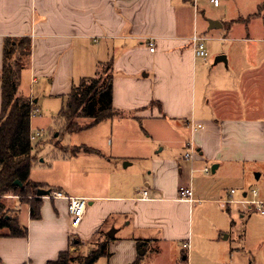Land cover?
<instances>
[{"label": "crops", "instance_id": "0c3cea01", "mask_svg": "<svg viewBox=\"0 0 264 264\" xmlns=\"http://www.w3.org/2000/svg\"><path fill=\"white\" fill-rule=\"evenodd\" d=\"M197 1L201 0H0V112L5 39L22 36L31 37L32 53L19 93L32 100L38 114L44 102L60 100L63 106L74 85L96 75L109 61L117 111L107 119V145L102 151L93 147L100 159L92 163L100 166H90L87 172L71 160L66 169L74 183L64 178L53 186L30 173L43 188L89 199L80 225L71 226L67 199L41 196L40 217L32 218L29 204L15 195L5 196V203L20 209L28 235L0 236L2 264H47L76 247L73 239L88 253L106 238L108 264H130L139 255L140 264H166L174 244L188 251L205 248L204 239H195L196 208L223 214L211 216L210 229H196L199 238L207 230L210 241L220 243L218 237L226 233L224 216L236 221L232 205H245L221 201L232 189L233 199L249 196L252 172L264 166V46H244L241 63H231L230 53L223 52L227 67L217 62L209 83L198 62L208 67L211 61L207 54H195L190 38L202 24L229 42H264V36H252L247 31L251 21H240L242 15L215 17L222 24L217 28H210L209 21L199 24L194 15L192 28L187 7ZM220 5L221 1L215 6ZM193 122L201 127L194 130ZM189 150L195 151L193 161L185 158ZM136 162L134 179H113ZM205 167L211 172H204ZM112 170L115 175L106 178ZM182 187L192 188L193 200L181 196ZM245 206L241 217L253 210ZM153 245L158 249L148 252ZM118 251H124L121 258ZM239 252L235 249L230 257ZM184 260L188 263V256Z\"/></svg>", "mask_w": 264, "mask_h": 264}, {"label": "rangeland", "instance_id": "374dc122", "mask_svg": "<svg viewBox=\"0 0 264 264\" xmlns=\"http://www.w3.org/2000/svg\"><path fill=\"white\" fill-rule=\"evenodd\" d=\"M221 1L220 6H215L213 0H201L197 1L195 4L193 2H188L187 11L189 12L190 25L193 28L195 16L199 17V24L201 21H209L218 16V18H234L237 16H244L245 18L249 15L255 13L258 8V3L260 4L263 0H219ZM251 23L247 31L250 32L252 36H264V19L260 16H253L250 18ZM198 22V21H196ZM243 25V24H241ZM241 27V26H239ZM243 30L245 29L242 26ZM241 29L237 30L238 32ZM199 33L206 37L205 49L207 51V58L211 61V65L208 67H203L200 61L198 62L200 72H204V79L207 82L212 83L216 76V69L214 65L217 64L216 58L223 52L228 51L231 57V63H241L244 61V56L241 55L240 50L246 46H264V42L254 41V42H229L227 39H221L219 31L209 32L206 30L205 25H199ZM264 38V37H261ZM221 62L220 65L226 66V63ZM106 69L105 65L100 66V74L106 75L104 72ZM94 76V74H93ZM24 91L28 93L29 88L25 85ZM28 88V89H27ZM62 108V103L59 100L52 101V103L47 102L42 108L41 112L32 116L31 131L36 133L41 131L42 135L38 136L32 141L34 149L32 152V177L36 180H45L50 186H53V182L57 179H62L67 182H73V174H69L68 170L70 161L76 163L79 170H84L88 172V167L99 166V162L92 163L93 159H100V155L93 147L98 150H103L107 144V137L111 128V123L108 120H104L97 125L88 127L92 122L89 118H82L78 121L84 128L78 132L69 133L64 130V121L59 117V111ZM92 146V147H90ZM138 162L128 167H124L120 175H117L113 179L129 182L134 179V171L138 166ZM67 168V169H66ZM262 169H254L252 172V188H257L260 190L261 196L264 198V166ZM78 170V172H79ZM83 172V171H81ZM106 178L115 175V170L109 171ZM258 173H262L261 177H257ZM110 174V175H109ZM136 176V175H135ZM49 188V187H48ZM251 197V196H250ZM6 199V198H4ZM8 206H12V203L7 201ZM11 203V204H10ZM248 206V205H247ZM246 208L245 205H232L231 212L234 214L236 219V225H230L232 218L224 216L225 219V230L220 238V243L210 241L211 233L207 231L211 228L212 217L215 219L223 214L219 213L215 209L207 208L206 210L199 211L198 208L194 212V232L195 239H204L205 245L203 251L199 247L194 248H182L179 245L174 244L169 248L168 253L170 254V259L166 264H264V214L260 211L251 210L249 214H245L241 217L242 211ZM264 208V205H263ZM21 216V215H20ZM22 218V217H21ZM203 225L207 230H205L204 238H199L196 233V229ZM202 228V229H203ZM226 235H231L226 237ZM221 245H225L228 248L224 250ZM124 247V246H122ZM158 249L157 246H149L148 252H152L151 249ZM201 248V247H200ZM239 249L240 252L235 255V257H230L232 251ZM183 249V250H182ZM122 248H119V251ZM73 257H80L86 254V250L76 246L69 249ZM120 258L123 256L124 251L119 252ZM184 251V252H183ZM186 253V254H185ZM189 253V254H188ZM230 253V254H229ZM179 259L176 260V256ZM181 256L184 258L182 259ZM188 256V263L185 262ZM95 264H108V259L106 257L99 259Z\"/></svg>", "mask_w": 264, "mask_h": 264}, {"label": "trees", "instance_id": "16d2710c", "mask_svg": "<svg viewBox=\"0 0 264 264\" xmlns=\"http://www.w3.org/2000/svg\"><path fill=\"white\" fill-rule=\"evenodd\" d=\"M264 15V0L257 11L240 21H249L253 16ZM32 53V40L29 36L7 37L4 43L2 67V107L0 112V236L26 237L28 226L21 221L20 209L8 207L4 197L15 195L24 204H29L32 218L40 217L41 197L36 195L44 184L30 179L32 152L34 149L31 135L32 100L19 93L21 74L28 65ZM103 76L98 70L96 75L83 77L72 87L66 101L59 111L64 121V130L69 133L84 128L79 119L92 120L88 127L111 119L116 110L113 107L112 61L105 64ZM20 181L22 185H18ZM229 211V210H228ZM232 219L231 224L234 225ZM71 245H80L73 239ZM139 249H144L139 243ZM109 240L99 241L88 253L73 257L69 250L60 252L55 260L47 264H94L101 257H109ZM138 256L130 264H140ZM0 264H2L0 259Z\"/></svg>", "mask_w": 264, "mask_h": 264}, {"label": "built area", "instance_id": "2783aa9c", "mask_svg": "<svg viewBox=\"0 0 264 264\" xmlns=\"http://www.w3.org/2000/svg\"><path fill=\"white\" fill-rule=\"evenodd\" d=\"M215 5L219 4V0H213ZM206 37L200 35L198 32H194L193 35L190 38V41L192 43V46L194 48V52L197 56H201L204 57L206 56L207 52L205 49V41ZM154 47H151V50H153ZM38 110H33L32 111V116L37 113ZM201 127L200 123H192V128L198 129ZM42 132L41 131H37L36 133H32L31 135V139L32 141L35 140L38 136H41ZM185 158L193 161L195 158V151L193 150H189L185 153ZM204 172L209 173L211 172V169L209 167H205L204 168ZM235 192L234 189L231 190L230 192V197L227 199H223L221 202L223 205L227 204V203H231V202H238V203H242L245 205H248L250 207V209L253 210H257L260 211L261 214H264V200H261L258 198L259 192L258 189L253 188L250 192L249 196H245L242 199H233V193ZM144 196H146L147 192L143 191ZM180 194L182 197L193 200L192 199V195H193V190L191 187H182L180 189ZM251 196V197H250ZM44 197H48V198H63V199H67L69 202V213H70V220H71V226L76 228L80 225L85 210L88 206V202L89 199L87 197L84 196H76V195H67L65 193H63L62 191L59 190H52L50 191V193L48 195H45ZM185 247L188 246L187 243L184 244Z\"/></svg>", "mask_w": 264, "mask_h": 264}, {"label": "water", "instance_id": "95a60500", "mask_svg": "<svg viewBox=\"0 0 264 264\" xmlns=\"http://www.w3.org/2000/svg\"><path fill=\"white\" fill-rule=\"evenodd\" d=\"M209 23H210V28H217V27H220L222 26V24L218 21V20H213V19H210L209 20ZM226 57L225 55H220L216 58V62H219V61H226ZM259 176V175H257ZM16 183L18 185H22L20 181H16ZM51 189H46V188H39L36 192V195L37 196H45V195H48L50 193ZM109 236L113 237V231H110L109 233Z\"/></svg>", "mask_w": 264, "mask_h": 264}]
</instances>
